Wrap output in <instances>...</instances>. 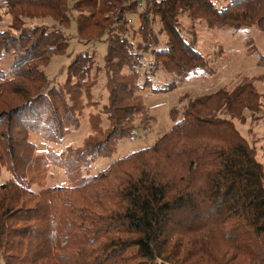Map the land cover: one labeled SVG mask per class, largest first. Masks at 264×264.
Wrapping results in <instances>:
<instances>
[{"label":"trees","instance_id":"16d2710c","mask_svg":"<svg viewBox=\"0 0 264 264\" xmlns=\"http://www.w3.org/2000/svg\"><path fill=\"white\" fill-rule=\"evenodd\" d=\"M216 1L0 0V169L13 175L0 184L4 264H264V165L235 122L264 118L252 82L189 99L150 146L82 176L148 130L141 91L210 73L183 18L264 34V0ZM73 26L79 43L107 45L104 66L95 49L80 52L55 83L45 69L70 47ZM102 72L108 97L89 115L93 133L57 156L77 183L32 190L27 172L42 157L33 135L60 144L79 129ZM159 72L174 77L164 88L152 86Z\"/></svg>","mask_w":264,"mask_h":264},{"label":"rangeland","instance_id":"374dc122","mask_svg":"<svg viewBox=\"0 0 264 264\" xmlns=\"http://www.w3.org/2000/svg\"><path fill=\"white\" fill-rule=\"evenodd\" d=\"M218 4L216 0H214ZM75 14V13H74ZM3 26H7L11 18L3 14ZM32 24H40L35 20ZM182 24L186 31L195 26L198 38V50L209 60L210 73H201L199 76L184 80L177 89L170 92L151 93L150 90L141 91L145 105L151 118L148 130L140 131L133 141L122 140L117 151L104 157H98L90 166L83 167L82 176L94 175L107 167L111 162L131 152L150 146L158 137L166 133L177 119L176 111L191 98L206 95L217 89L232 91L243 82H252L259 93L264 97V34L255 27L243 28L237 33L230 30H211L205 22L192 24L183 18ZM31 25V24H30ZM158 28V26H157ZM74 39L65 54L52 58L45 72L50 80L63 83L66 79V69L76 54L93 49L97 52V62L103 67L107 54V45L104 42L92 44L79 43L75 26L71 32ZM191 38V37H190ZM151 56L146 55L141 72L148 70ZM174 77L165 72H159L152 78L154 88H164ZM145 80L141 78V82ZM105 75L100 74V80L92 90L91 102L93 107L84 111V119L77 130H72L64 137L62 143L46 142L41 136L33 135L32 141L37 146V154L42 156L38 163L28 171V178L33 180L32 190L38 191L45 187L73 186L75 178H69L64 168L60 166L57 156H62L69 147L82 146L86 137L93 133L89 123V115L96 114L107 103L108 92L105 89ZM99 106H96V105ZM264 106V100H263ZM104 118V117H103ZM241 133L255 146L258 159L264 165V118L260 123H253L248 119L244 124L235 121ZM104 128L107 123L104 121ZM57 159V160H55ZM61 160V158H60ZM13 175L4 165L0 169V184L12 178ZM79 181V180H78ZM134 251H131L133 254ZM0 264H4L0 256Z\"/></svg>","mask_w":264,"mask_h":264}]
</instances>
